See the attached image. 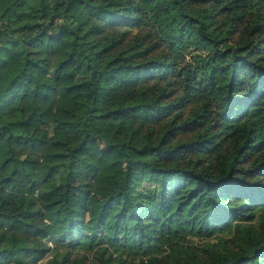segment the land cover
Here are the masks:
<instances>
[{
    "label": "trees",
    "instance_id": "obj_1",
    "mask_svg": "<svg viewBox=\"0 0 264 264\" xmlns=\"http://www.w3.org/2000/svg\"><path fill=\"white\" fill-rule=\"evenodd\" d=\"M49 243L264 264V0H0V264Z\"/></svg>",
    "mask_w": 264,
    "mask_h": 264
},
{
    "label": "rangeland",
    "instance_id": "obj_2",
    "mask_svg": "<svg viewBox=\"0 0 264 264\" xmlns=\"http://www.w3.org/2000/svg\"><path fill=\"white\" fill-rule=\"evenodd\" d=\"M193 238V237H192ZM194 240H199L196 237L193 238ZM202 240L198 241L201 242ZM48 251L37 261V263L42 264L45 262L49 257L56 256L59 258L63 254L64 247L61 244L54 245L53 243H49Z\"/></svg>",
    "mask_w": 264,
    "mask_h": 264
}]
</instances>
